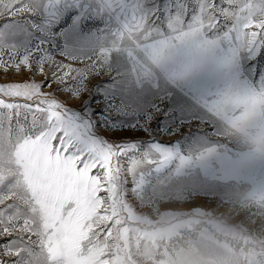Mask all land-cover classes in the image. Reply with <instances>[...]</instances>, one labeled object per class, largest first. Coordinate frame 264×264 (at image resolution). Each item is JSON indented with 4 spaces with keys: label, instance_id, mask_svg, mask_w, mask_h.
<instances>
[{
    "label": "snow or ice",
    "instance_id": "snow-or-ice-1",
    "mask_svg": "<svg viewBox=\"0 0 264 264\" xmlns=\"http://www.w3.org/2000/svg\"><path fill=\"white\" fill-rule=\"evenodd\" d=\"M0 71V264H264V0H0Z\"/></svg>",
    "mask_w": 264,
    "mask_h": 264
},
{
    "label": "rangeland",
    "instance_id": "rangeland-1",
    "mask_svg": "<svg viewBox=\"0 0 264 264\" xmlns=\"http://www.w3.org/2000/svg\"><path fill=\"white\" fill-rule=\"evenodd\" d=\"M21 79L20 76L9 73L7 77L4 76L3 72L0 71V83H7V82H12ZM38 79H42V77H38ZM169 205H162V208H168Z\"/></svg>",
    "mask_w": 264,
    "mask_h": 264
},
{
    "label": "bare ground",
    "instance_id": "bare-ground-1",
    "mask_svg": "<svg viewBox=\"0 0 264 264\" xmlns=\"http://www.w3.org/2000/svg\"><path fill=\"white\" fill-rule=\"evenodd\" d=\"M166 205V204H165ZM185 207H186V205H185Z\"/></svg>",
    "mask_w": 264,
    "mask_h": 264
}]
</instances>
